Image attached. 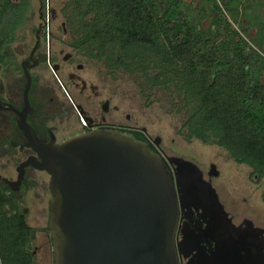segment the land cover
Masks as SVG:
<instances>
[{"label":"trees","instance_id":"trees-1","mask_svg":"<svg viewBox=\"0 0 264 264\" xmlns=\"http://www.w3.org/2000/svg\"><path fill=\"white\" fill-rule=\"evenodd\" d=\"M30 10V0H0V48L16 41ZM62 12L73 47L138 79L146 99L168 94L184 114V140L223 149L264 183L263 66L216 4L215 33L201 31L184 0H67ZM37 230L0 189V264H34Z\"/></svg>","mask_w":264,"mask_h":264},{"label":"water","instance_id":"water-1","mask_svg":"<svg viewBox=\"0 0 264 264\" xmlns=\"http://www.w3.org/2000/svg\"><path fill=\"white\" fill-rule=\"evenodd\" d=\"M21 129L36 154L22 168L31 164L49 176L52 264H179L176 233L185 203L203 207L210 233L220 224L231 227L210 181H203L191 161L164 159L119 131L96 130L45 143L24 121ZM167 162L176 165L174 175ZM217 174L212 164L208 176ZM21 176L19 171L17 183ZM209 238L220 247L189 264H250V256L229 250L230 238Z\"/></svg>","mask_w":264,"mask_h":264},{"label":"flooded vegetation","instance_id":"flooded-vegetation-1","mask_svg":"<svg viewBox=\"0 0 264 264\" xmlns=\"http://www.w3.org/2000/svg\"><path fill=\"white\" fill-rule=\"evenodd\" d=\"M30 15L25 26L15 32L16 41L0 48V189L16 204L25 220L30 207L23 205L27 202L31 206L40 204L39 191L45 194L46 207L38 211L43 225L32 227L38 230L32 235L31 256L35 264V257L44 256L48 251L52 264V245L47 231L52 198L48 190L49 176L31 164L22 168L28 160L36 158L21 129L23 121L45 143L51 140L61 143L79 134L109 130L132 135L164 159L176 156H167L160 143L156 145V139L151 138L145 129H138L130 123L129 115H125V121L121 122L118 108L111 106L109 99L101 100L98 93L89 92L94 91L92 84L80 75L88 69V62L100 63L110 76L122 73L120 68L109 70L103 62L90 59L73 47L64 16L61 15L63 22L52 28L51 12L46 13V19L44 12H38V25L27 29ZM27 33L32 37V44H24ZM22 34H25L24 38ZM175 169L176 165L167 162L171 174L174 175ZM199 170L203 181H210L216 192L212 180L219 176L218 171L216 176L209 177V170ZM19 171L22 176L17 183ZM41 174L47 176V182ZM252 178L260 182L256 176ZM219 203L222 205L220 200ZM222 207L231 227L223 229L224 224H220L215 232L210 233L206 230L207 217L203 207L190 203L183 205L176 233L182 251L179 264H189L193 257L204 259L211 256L220 247V243L210 241L211 234L230 238L229 250L241 257L250 256V264H264V208L263 211L259 207L257 211L247 210L240 216L229 212L226 206ZM35 242H38L37 246L33 245Z\"/></svg>","mask_w":264,"mask_h":264},{"label":"rangeland","instance_id":"rangeland-1","mask_svg":"<svg viewBox=\"0 0 264 264\" xmlns=\"http://www.w3.org/2000/svg\"><path fill=\"white\" fill-rule=\"evenodd\" d=\"M67 0H30V22L27 29L38 25V12H51L50 26L58 27L63 22L62 8ZM62 15V16H61ZM23 38L25 34H22ZM21 36V35H20ZM24 44H32V37L26 34ZM81 77L89 80L93 90L101 100L109 99L111 106L118 108L121 122L125 115L131 117L130 123L138 129H145L153 138H159L160 146L167 156H176L192 161L199 169L207 172L209 165L214 164L219 176L212 180L213 187L222 205L226 209L242 216L244 211H257L264 208V183L258 182L250 175V169L245 165L234 163L227 153L214 145L202 144L199 141L184 140L180 133L184 120L183 112L177 111V106L171 97L161 91H153L148 99L141 95L138 79L125 73L110 76L104 72L98 62H88V69L80 73ZM90 87V84H88ZM47 182V176L41 174ZM40 204L30 205L27 202L23 207H30L26 213L27 224L31 227L42 226L43 221L38 217V211L46 207V196L39 191ZM48 197V195H47ZM38 209V210H37ZM43 216L42 213H39ZM38 242L33 243L37 246ZM50 264L49 253L35 257V264Z\"/></svg>","mask_w":264,"mask_h":264},{"label":"crops","instance_id":"crops-1","mask_svg":"<svg viewBox=\"0 0 264 264\" xmlns=\"http://www.w3.org/2000/svg\"><path fill=\"white\" fill-rule=\"evenodd\" d=\"M191 14L198 18L201 31H220L214 24L211 9L216 4L221 16L234 31L245 38L252 51L259 56L263 69L259 80L264 84V0H184ZM231 29V30H232Z\"/></svg>","mask_w":264,"mask_h":264},{"label":"bare ground","instance_id":"bare-ground-1","mask_svg":"<svg viewBox=\"0 0 264 264\" xmlns=\"http://www.w3.org/2000/svg\"><path fill=\"white\" fill-rule=\"evenodd\" d=\"M191 204V203H190ZM193 204V203H192ZM223 247H225V246H223Z\"/></svg>","mask_w":264,"mask_h":264}]
</instances>
